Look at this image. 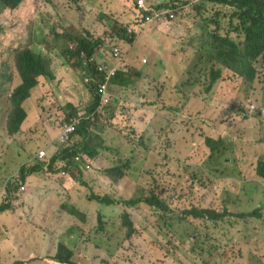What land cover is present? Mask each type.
Returning <instances> with one entry per match:
<instances>
[{
	"label": "rangeland",
	"instance_id": "rangeland-1",
	"mask_svg": "<svg viewBox=\"0 0 264 264\" xmlns=\"http://www.w3.org/2000/svg\"><path fill=\"white\" fill-rule=\"evenodd\" d=\"M148 1L177 4L180 21L141 26L133 20L136 0H24L18 10L0 15V111L22 80L15 65L20 69L18 59L24 53L30 51L45 65L51 64L56 75L54 82L44 80L32 91L23 105L27 119L20 129L11 134L0 122V206L13 201L24 220L18 245V236L6 232L0 219L3 264H16L25 252L29 261L59 264L47 259L57 254L55 248L63 252L57 242L74 249L78 264H264V221L251 216L254 211L264 214V177L259 175L264 123L243 120L247 107L264 109V58L254 67L249 64L251 76L237 65L246 62L248 52L241 44L244 36L232 29L237 20L228 6L203 0ZM116 3L123 8H115ZM127 28L134 31L129 33ZM124 30L133 40L124 37ZM223 38L238 47L239 55L229 54ZM82 41H97L96 54L107 60L112 59L114 48H120L124 56L118 62L122 60L120 68L129 88L113 86V106L87 124L88 133L82 135L79 147H91L95 157L83 155V161L74 157L78 165H71L66 173L61 172L67 162H58L55 170L59 171L54 173L37 172L41 150H46L42 160L49 154L50 163L68 149L62 131L65 121L77 111L91 112L95 97L85 84L83 67L74 65L70 72L67 65L70 46ZM151 47L157 50L150 51ZM153 53L158 58L152 59ZM143 59L148 63L142 65ZM169 71L180 88L179 110L189 104L186 120L218 145L213 158L211 149L204 147L194 168L175 162L169 167L157 147L155 119L147 123L144 117L161 95L154 91L151 77ZM195 109L208 116L213 131L201 120H193ZM22 167L33 176L32 183H16L14 194H7L6 182L16 178ZM196 171L220 178L219 186L208 187L207 193L186 190ZM150 187L167 210H133L138 230L131 236L123 224L124 204L108 207L96 199L90 202L94 195L116 202L147 196ZM192 208H211L225 216L217 222L185 217L184 211ZM47 234L50 245L42 256L26 240Z\"/></svg>",
	"mask_w": 264,
	"mask_h": 264
},
{
	"label": "trees",
	"instance_id": "trees-1",
	"mask_svg": "<svg viewBox=\"0 0 264 264\" xmlns=\"http://www.w3.org/2000/svg\"><path fill=\"white\" fill-rule=\"evenodd\" d=\"M23 1L24 0H1L0 8L3 10L8 8L11 10H16L21 6ZM203 1L222 4L233 9L232 16L235 20H237V24L234 25L232 23V29L235 33H239L244 36V40L241 44L245 46L248 52L245 55L246 62H237V65L242 67L247 76L253 75L249 64L254 67V62L264 56V0ZM129 36L131 40H133L134 36L129 35L127 30H124V37L128 38ZM223 41L224 44L227 45L229 54L239 55V49L234 45V43L230 42L227 38H223ZM79 44L82 50H87L86 53L90 58L96 53V48L98 47L99 43L97 41L95 44L88 41H82L79 42ZM72 54L75 56L74 52H72ZM123 56L124 54H122V57ZM18 62L21 63L20 69L19 67L18 69L19 71L21 70L20 74L23 79V83L22 85L16 86L14 90L8 95V103L11 105V109L8 110L5 117L3 118V120L8 124V131L10 130L11 134H14L18 129H20L24 121L27 119L23 105L28 99H30L32 91L38 85L39 77L44 75L53 78V75L50 71V65H45L41 61L40 57H35L30 51L24 53L18 59ZM114 64L120 67L122 65V60L121 62ZM17 66L15 65L16 69ZM218 75L219 74L217 73L213 77L210 86L215 82ZM163 83L166 84L165 88H163ZM157 91L160 92L161 95L158 97V99L155 97L153 108L149 112H144V117L147 123H149L152 118L155 119V129L158 139L157 147L159 148V153L162 154V158L167 159L169 162V167L172 168L174 162L183 167L194 168L199 166L201 162V151L207 146L211 149V158H213L215 152L219 150L218 145L215 144L216 140H214L212 137H204L201 133H198L197 126H195L194 123L186 120L184 115L190 110L189 104L183 106L181 111L179 110L180 100L176 99L177 96L181 95V92L176 80L172 76L171 71H169V73H164L163 80L156 88L155 92ZM98 102L99 101H96V104L93 106L91 112L97 108ZM73 116H77V112ZM206 117L205 114L203 115L202 112L195 109L193 120H201L208 130L213 131ZM94 122L96 121H84L77 133L82 135L87 134V124ZM71 152L74 153L71 154ZM80 152H86L92 156L96 155V151L94 149L85 145H83V147L67 149L62 154L55 156L51 163H41L40 166H37V172L41 171V169L42 172L45 170H50L53 173L59 171L58 169L55 170V168H57L58 162H67L65 163L66 166L62 168L63 171L71 167V165L76 166L77 164L72 160L74 157L80 156ZM260 168L262 169L260 171L264 174V165ZM197 169L199 170V167ZM21 171V183L26 184L28 183V178L30 177L29 173L24 168ZM6 183L8 186L4 190L7 193L13 195L18 186L13 179H9ZM209 183H212L213 185H209ZM219 184L220 178L196 171L191 174L186 185V190L192 191L201 189L203 192L207 193L208 187L219 186ZM149 190L150 191L147 196L137 195L128 200H121L120 202H116L108 196L94 197V199H96L100 204H105L108 207L109 205L116 203L124 204L123 224L127 228L128 236H131L136 232V229L132 223V221L134 222L132 217L133 210H138L140 212H142L144 209L167 210L165 203L159 200V196L155 194L154 188L150 187ZM8 207H15L14 202L11 201ZM72 209H74L73 211H77L75 208ZM99 214L103 215V211L100 210ZM183 214L185 217L190 215L194 218H205L212 221H220L225 216L224 213H220L215 210H199L197 208L186 210ZM71 258L72 256L66 255L64 252H60L58 256V259L64 262H70ZM0 264H2L1 261Z\"/></svg>",
	"mask_w": 264,
	"mask_h": 264
},
{
	"label": "clouds",
	"instance_id": "clouds-1",
	"mask_svg": "<svg viewBox=\"0 0 264 264\" xmlns=\"http://www.w3.org/2000/svg\"><path fill=\"white\" fill-rule=\"evenodd\" d=\"M126 2H127V0H126ZM0 4H1V0H0ZM115 8H123V6H122V4L116 3ZM7 10H11V9L8 8V9L3 10L0 8V15L3 14ZM16 10H18V9H16ZM12 11H14V10H12ZM178 11H179V8H178L177 4H173L171 6H168L164 2H158V3L152 4L148 0H136L135 4L133 6V20L135 22L139 23L141 26H144V25H158L159 26V25L177 23L178 21H180V18L178 16V14H179ZM133 29L134 28L128 29V32L132 33L134 31ZM90 42L95 44L96 41H93V42L90 41ZM86 51L87 50L81 49V46L79 43L78 44H72L70 46V53H69L68 59H69L71 64L67 63V65L69 66L68 70L70 72H72L74 65H79L80 67H83V69H84L83 74L86 77L85 84L87 87L90 88L91 94L95 97V100L93 102V106H95L96 101H99V102H98L97 108L93 112H90V113L86 112L87 114H84V112H78L77 111V116H72L65 121V123L62 127L63 136H65V127L66 126H67V129L68 128L72 129L68 133H67V129H66V134H67L68 138L65 136L66 139H64V142L66 145H68V149L77 148L82 143V134H78L77 132H78L79 128L81 127V125L83 124L84 121H87V122L90 120L97 121V119L99 117L106 115L107 112L110 110V108L113 106L114 102L116 101L115 94L113 93V90H112L113 86H117L121 90H125V89L129 88V80L127 78H124V69H122L119 66H116L114 64V63H117L118 60H120V58L122 57V52H121L120 48H114L113 49V52L111 55L112 59H109V60H107V58L102 59V58L98 57V55L96 53H95L96 55L94 54V56L89 58ZM72 52L75 53V56L72 54ZM99 55L104 56V53L99 51ZM77 57H79V58L82 57L83 59H85V61L83 59H78ZM261 58H264V56ZM176 60H177V64L179 65L180 60H178V59H176ZM140 63H142V65H145L148 62H147V60L143 59L142 61H140ZM49 65H50V71L53 75V78H50L48 76L43 75L41 77H44V79L40 80L41 77H39V83L35 88L40 87L43 84L44 80H49V81H53V82L56 80V75L52 70V65L51 64H49ZM16 70H17L18 75H21L19 69L17 68ZM88 70H89V74H88ZM164 73H166V72H159L157 74H154L151 77V80L154 81V83H153L154 91L161 84V82L163 80ZM22 83H23V79L20 81V83L18 85H22ZM93 106H91L90 111L92 110ZM10 109H11V105L8 103V105H6V107H5V109L0 111V122L3 123L7 127L6 132H8V124L3 120V118L5 117L6 113ZM247 109L248 110L245 111L244 118H243L245 123H250V124L254 125L258 120H261L264 123V109L259 110L253 105L250 106L249 108L247 107ZM45 151L46 150H41L39 152V157L37 156L38 161L41 163H47V161H49V160H47V159H49V154H48V158L46 160H42V158H41L40 154L42 152H45ZM80 153H82V154L80 156H77V158H76L77 161L78 160L83 161V155L88 159H91V157H95L97 155V153L94 156H92L91 154H88L86 152H80ZM51 162L52 161L50 160V163ZM75 163L77 164V162H75ZM259 165H260V167H262L264 165V162H260ZM78 167H76L77 170L79 169ZM22 169H23V167L21 168V170ZM70 169L68 171H70ZM260 170H262V169L259 168V175L261 177H264V174ZM68 171L64 170L61 173H66ZM21 172L22 171H20L18 173V176L16 178H12L15 181V183L20 184V185L22 184L21 183L22 178L20 177ZM12 179H10V180H12ZM7 194H9V193H7ZM94 197H95V195L91 198V200H90L91 203L94 202ZM96 203H99V202L97 201ZM3 205L4 204H2L0 206V209L2 207H4L5 210L8 209L9 204L6 203L4 206ZM12 208L9 207L10 210ZM257 208H258V206H257ZM205 209L215 210V209H211V208H205ZM215 211H217V210H215ZM2 213L3 212H1L0 214H2ZM260 213H261V215L258 216L254 211L251 214V216L256 217L258 219H261V221H264V214L262 213V211ZM188 216H190V215H188ZM52 219L54 221V219H55L54 214L52 216ZM199 219H202V218H199ZM100 221L102 222L101 217H100ZM215 222H217V221H215ZM132 223L134 225V228L137 231L138 228L136 227L135 223L133 221H132ZM0 226H1V221H0ZM50 239H51V236L49 234H47V235H43L40 238L38 236L30 237L29 242H31L33 245H36L37 246L36 252H38L39 254H41V252H42V256H43L48 250V247L50 245ZM263 239H264V237H263ZM43 240H46V244H45L44 249L42 248V245H41V241H43ZM57 244L62 248L64 254L72 256L71 261L70 262H64L62 260H59L58 256L60 253L55 248V251L57 252V254L54 255L52 258H47L48 262H50V263L56 262L59 264H78L75 260L74 249L71 251L66 246L60 245L58 242H57ZM261 248H262V244L259 243V249L261 250ZM29 258H30V254H29ZM16 264H46V262H44L42 259H37V260H32V261L28 260V261H23V262H17ZM156 264H161V263L156 262ZM166 264H169V263L167 262Z\"/></svg>",
	"mask_w": 264,
	"mask_h": 264
},
{
	"label": "crops",
	"instance_id": "crops-1",
	"mask_svg": "<svg viewBox=\"0 0 264 264\" xmlns=\"http://www.w3.org/2000/svg\"><path fill=\"white\" fill-rule=\"evenodd\" d=\"M151 50L150 51H153V50H157L155 47H151L150 48ZM153 56L151 57L152 59H156L158 58V56H154V55H157V54H152ZM170 57H173L171 55H169ZM175 59H178L180 60V56L177 55L175 56ZM32 180H33V176L29 177L28 178V185L29 183H32ZM7 211V213H6ZM26 213V212H25ZM0 219H4L2 222H5V231L6 232H15V234L18 236V245H20V241H19V229L24 225V220L22 219V216L19 215V211L15 209V207H13L11 210L10 209H6L5 212H3L1 215H0ZM2 227V223H1V226ZM26 242L28 243L29 245V237L27 238ZM45 244H46V240H43L41 241V245H42V248L44 249L45 247ZM18 259V262H23V261H28L29 260V253L26 254L25 253H22L20 256L17 257Z\"/></svg>",
	"mask_w": 264,
	"mask_h": 264
},
{
	"label": "built area",
	"instance_id": "built-area-1",
	"mask_svg": "<svg viewBox=\"0 0 264 264\" xmlns=\"http://www.w3.org/2000/svg\"><path fill=\"white\" fill-rule=\"evenodd\" d=\"M66 129H67V126L65 127V136L67 137ZM71 130H72V129L68 128V129H67V133L70 132ZM65 136H64V138H66ZM67 138H68V137H67ZM44 157H46V152H42V153H41V158H44Z\"/></svg>",
	"mask_w": 264,
	"mask_h": 264
}]
</instances>
